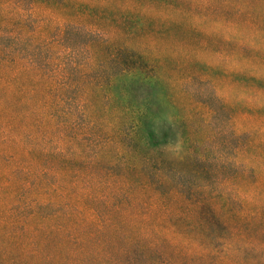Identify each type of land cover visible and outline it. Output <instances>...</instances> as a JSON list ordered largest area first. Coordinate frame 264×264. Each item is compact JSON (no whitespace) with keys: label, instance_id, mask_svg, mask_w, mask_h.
Returning <instances> with one entry per match:
<instances>
[{"label":"trees","instance_id":"16d2710c","mask_svg":"<svg viewBox=\"0 0 264 264\" xmlns=\"http://www.w3.org/2000/svg\"><path fill=\"white\" fill-rule=\"evenodd\" d=\"M171 1L163 13L152 12L149 1L148 22L153 16L172 28L183 23L188 15L175 2L192 6L191 0ZM238 1L220 0L218 8L193 0V8L219 14L233 6L242 15ZM114 5L0 0V264H264V153L256 152L264 136L237 129L234 193L193 197L216 190L212 176L225 186L228 177L217 175L227 163L220 171L209 153L179 156L207 179L189 181L158 148L162 126L153 117L111 104L118 77L141 73L146 83L156 77L147 57L127 43L135 25L123 29L137 14L135 2L125 1L111 28L92 21L95 11H119L122 4ZM249 78L264 88L262 78ZM75 141L83 142L76 156L85 163L86 183L95 175L86 170L106 157L103 199L119 195L113 206L119 214L98 213L100 194L95 205L70 201L61 175L73 158L64 149ZM187 187L192 197L183 204L178 194ZM168 197H175V209Z\"/></svg>","mask_w":264,"mask_h":264},{"label":"rangeland","instance_id":"374dc122","mask_svg":"<svg viewBox=\"0 0 264 264\" xmlns=\"http://www.w3.org/2000/svg\"><path fill=\"white\" fill-rule=\"evenodd\" d=\"M114 1V7L122 4L119 11L111 7L105 11H95L91 15L92 21L100 19L105 29L111 28L114 25L111 19L118 17L126 0ZM131 1L138 6L137 14L132 15L131 21L124 23L123 29L129 31L135 25L137 32L127 43L147 57L148 63L153 65L151 72L156 77H152L150 83L142 80L141 73L140 79L130 74L118 77L111 87V104L140 107L149 118L153 117L159 127L162 126L156 136L160 142L158 148L163 151L165 158L171 160L173 167L186 171L184 174L189 181L205 184L207 179L201 173L195 175L193 163L180 160L179 156L209 153L215 158L214 168L220 171L221 163H227L226 172L217 175H226L227 184L222 185L212 176L211 179L216 182L212 188L216 190L203 192L197 188L202 194L193 197L207 195L219 200L224 197L222 192L231 195L235 187L233 177L237 129L240 126L250 131L253 129L261 137L264 136V110L257 111L259 107L264 109V88L260 90L257 83L249 78L255 75L264 81V53L260 46H264V0H239L238 3L244 9L242 15H238L233 6L219 11V14H212L199 6L193 8V0L192 6L176 1L177 4L181 3L179 7L187 13L188 18L184 20L185 23L173 28L164 26L153 16L148 22L146 15L150 8H146V4L150 5L149 1L152 0ZM194 1H199V5L207 3V0ZM210 1L221 8L220 0ZM169 2L173 1L154 0L152 12L163 13ZM189 27H194V30ZM252 44L257 45L255 50ZM55 48L60 49L57 46ZM97 99L100 98L97 96ZM78 142L64 149L67 154L73 152V158L65 159V169L61 175L67 196L71 202L80 203L87 199V202L95 205V196L100 194L98 213L119 214L113 208L114 204L121 201L119 195L110 193L112 196L103 199V195L108 192L104 181L107 169L111 167L106 157L86 170L95 172L86 183L81 173L85 163L76 156L83 142ZM256 152L262 155L264 149ZM85 185L90 188L88 195ZM186 189L185 193L178 194L183 204L192 197V192L188 187ZM174 200L175 197H168L171 209L176 208Z\"/></svg>","mask_w":264,"mask_h":264}]
</instances>
